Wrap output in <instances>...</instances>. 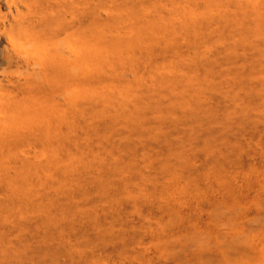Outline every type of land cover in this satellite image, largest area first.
<instances>
[{
  "label": "rangeland",
  "instance_id": "374dc122",
  "mask_svg": "<svg viewBox=\"0 0 264 264\" xmlns=\"http://www.w3.org/2000/svg\"><path fill=\"white\" fill-rule=\"evenodd\" d=\"M93 1L97 54L88 32L82 103L54 114L51 164L0 169V264H55L56 250L115 264L105 228L141 222L166 182L240 180L261 160L264 41L242 0ZM8 150L3 167L20 168Z\"/></svg>",
  "mask_w": 264,
  "mask_h": 264
},
{
  "label": "bare ground",
  "instance_id": "6f19581e",
  "mask_svg": "<svg viewBox=\"0 0 264 264\" xmlns=\"http://www.w3.org/2000/svg\"><path fill=\"white\" fill-rule=\"evenodd\" d=\"M88 1L0 0V148L20 166L3 167L0 158V169L51 164L54 114L65 118L82 103L88 32L97 54L98 9ZM242 8L245 32L264 41V0H242ZM260 147L255 172L240 180L200 172L191 187L166 182L141 222L105 228L112 245L103 252L115 264H264V141ZM61 253L50 262L59 264Z\"/></svg>",
  "mask_w": 264,
  "mask_h": 264
}]
</instances>
